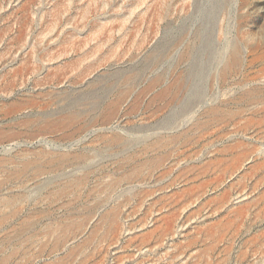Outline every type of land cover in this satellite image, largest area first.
<instances>
[{
  "label": "rangeland",
  "instance_id": "rangeland-1",
  "mask_svg": "<svg viewBox=\"0 0 264 264\" xmlns=\"http://www.w3.org/2000/svg\"><path fill=\"white\" fill-rule=\"evenodd\" d=\"M0 264H264V0H0Z\"/></svg>",
  "mask_w": 264,
  "mask_h": 264
}]
</instances>
